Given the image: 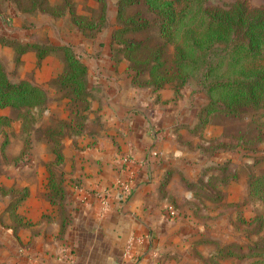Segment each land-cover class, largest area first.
Instances as JSON below:
<instances>
[{
  "label": "crops",
  "instance_id": "1",
  "mask_svg": "<svg viewBox=\"0 0 264 264\" xmlns=\"http://www.w3.org/2000/svg\"><path fill=\"white\" fill-rule=\"evenodd\" d=\"M1 5L5 7L0 9L1 36L50 43L49 21L62 17L81 35L71 11L58 17L32 2L21 7L16 0H0ZM5 25L10 33L1 30ZM115 25L98 30L96 37L81 35L87 49L97 48L87 72L93 96L83 129L61 138L63 161L57 167L63 176L64 209L48 196V166L29 165L33 174L15 185L26 190L15 209L18 221L0 226V264H176L174 256L186 246L185 240L179 243L184 221L171 215L167 204L191 195L176 179H190L187 168L198 165L197 142L203 143L210 123L202 133L191 132L198 97L187 83L175 94L171 83L155 91L133 82V71L125 70L127 62L124 58L116 62L110 51ZM28 52L37 59L35 50L23 53ZM127 178L129 193L121 190Z\"/></svg>",
  "mask_w": 264,
  "mask_h": 264
},
{
  "label": "rangeland",
  "instance_id": "2",
  "mask_svg": "<svg viewBox=\"0 0 264 264\" xmlns=\"http://www.w3.org/2000/svg\"><path fill=\"white\" fill-rule=\"evenodd\" d=\"M16 1L21 7L31 3V0ZM48 1L36 2H42L43 6H48L47 8L63 9L58 17L79 9L82 12L80 15L87 21L98 25L97 28L81 27L83 31L80 32L83 36L96 37L95 33L98 30L101 31L102 28L109 30L114 23L115 27L117 26V0H105L104 9L99 0H57L53 4ZM236 2H243L249 8L264 9V0H207L205 5L228 8ZM0 9L4 11L5 7ZM137 9L153 22L154 15L140 3L134 4L128 10ZM114 10L113 23L111 15ZM3 15L9 17L8 13ZM71 21L74 22L72 15ZM21 22L24 23L23 17ZM33 22L31 21L30 25ZM49 22L53 28V42L40 44H69L91 66L97 48L87 49V45L82 41L83 37L67 17L53 18ZM5 26L1 27V30L10 33L9 25ZM57 27L62 30L58 32ZM148 32L152 42L158 41L156 24H152L148 31L138 36H144ZM35 34V39L42 38L39 36V31H35ZM73 34L72 40L65 39L66 35L71 37ZM23 37L22 39H25ZM48 38L47 41L50 40ZM61 39L72 43H61ZM223 46L225 43H218L215 47ZM171 50L172 46L168 45L169 53ZM110 51L114 53L116 62L120 63L121 59L123 61L124 57L120 53L111 47ZM48 54L50 56H47ZM0 60L12 80L27 79L43 88L47 96L41 106L29 108L0 106V115L7 117V124L3 125L0 131V226L3 228L10 225L12 219L17 220L14 216L17 205L13 203L24 191L15 187L17 180L28 179L33 174L28 169L29 165L44 163L47 166L54 165L53 138L61 140L66 134L75 131L71 121V117L74 116L71 112L72 104L55 80L63 68V53L60 49L49 51L39 60L35 59L33 52L18 54L14 46L2 44L0 41ZM124 61L127 62L125 70L133 71L129 61L125 58ZM186 83L192 87L193 94L198 97L197 102H194V105H197L196 123L191 132L202 133L206 125L201 126L198 123L202 107L208 102L207 93L198 82L197 76L190 77ZM90 93L92 97L91 90ZM262 111V108L259 110L246 108L240 115L226 114L222 111L209 114L210 125L207 128L209 133L204 132L203 143L199 140L197 142L200 147L197 148L199 152L196 153L201 156L198 165L190 167L189 170L187 168L186 175L190 179L186 177L181 179L180 176L176 179V182L186 188L187 193L191 192V195L187 194L179 201L173 200L174 202L167 204L174 209V215H179L184 221V225L179 227L181 230L179 243L183 245L182 240H185L186 246L174 256L176 264H248L250 262V257L238 258L235 254L222 256L217 250L229 245L235 252L239 248L238 245L251 243L259 235L256 221L252 218L262 213V200L249 195L248 181L250 173L264 171V140H253L257 131L256 123L264 126V115H260ZM240 133H245L246 138L251 140L244 143L238 137ZM60 146H62L61 141ZM201 245L205 246L199 248ZM241 250L246 251L247 248L241 247Z\"/></svg>",
  "mask_w": 264,
  "mask_h": 264
},
{
  "label": "trees",
  "instance_id": "3",
  "mask_svg": "<svg viewBox=\"0 0 264 264\" xmlns=\"http://www.w3.org/2000/svg\"><path fill=\"white\" fill-rule=\"evenodd\" d=\"M36 1L31 0L32 6L38 5L55 15L62 13L63 9L47 8ZM99 1L104 9L105 0ZM206 1L117 0V26L112 31L110 47L129 61L134 83L148 84L155 91L166 83H173L175 94H178L190 77L197 76L208 97L198 123L201 126L209 122L208 116L214 111L240 115L246 108H262L260 115H264V9L249 8L243 2H236L228 8L209 7L205 5ZM139 3L154 15L153 22L139 9L128 10ZM71 15L80 27H98L82 15L72 11ZM152 24H156L158 41L152 42L149 32L138 36L148 31ZM0 41L14 46L18 54L33 49L39 60L53 49L62 51L63 68L55 80L72 104L73 130L81 131L91 98L88 64L81 55L69 44L20 42L3 35H0ZM218 43H225V46L215 47ZM168 45L172 46L170 53ZM46 98L44 89L31 81L12 80L0 60L1 107H36L44 104ZM6 124L7 117L0 115V131ZM256 127L253 140H264V126L256 123ZM238 137L244 143L251 140L245 133ZM53 139L55 161L54 165L48 166V196L63 211L65 188L62 172L57 167L63 161L61 140ZM248 185L249 195L262 200V213L252 218L256 221L259 235L251 243L238 245L235 252L227 245L226 248L220 247L217 253L250 257L248 264H264V171L250 173ZM23 190L13 205L26 196V190ZM14 216L18 221L16 213ZM241 247L247 250L242 251Z\"/></svg>",
  "mask_w": 264,
  "mask_h": 264
},
{
  "label": "built area",
  "instance_id": "4",
  "mask_svg": "<svg viewBox=\"0 0 264 264\" xmlns=\"http://www.w3.org/2000/svg\"><path fill=\"white\" fill-rule=\"evenodd\" d=\"M121 190L125 193H129L131 190V178L125 179L124 182L121 183ZM103 204H106V201L103 199ZM169 213L172 215L174 214V210L169 207Z\"/></svg>",
  "mask_w": 264,
  "mask_h": 264
}]
</instances>
